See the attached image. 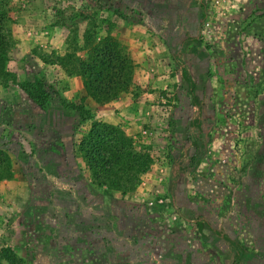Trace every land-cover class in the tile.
Wrapping results in <instances>:
<instances>
[{"label":"rangeland","instance_id":"rangeland-1","mask_svg":"<svg viewBox=\"0 0 264 264\" xmlns=\"http://www.w3.org/2000/svg\"><path fill=\"white\" fill-rule=\"evenodd\" d=\"M2 5L11 79H0V248L25 264H264V26H254L264 0ZM78 14L73 29L58 26ZM83 31L94 44L79 50ZM103 38L126 85L94 101L68 60H92ZM26 80L48 94L43 108L22 92ZM90 124L148 157L125 194L84 165Z\"/></svg>","mask_w":264,"mask_h":264},{"label":"trees","instance_id":"trees-1","mask_svg":"<svg viewBox=\"0 0 264 264\" xmlns=\"http://www.w3.org/2000/svg\"><path fill=\"white\" fill-rule=\"evenodd\" d=\"M2 4L3 0H0V79L8 81L11 79V75L6 70V38L3 27V22L7 15ZM62 14L63 12L61 15ZM60 19L61 20H58V26L70 27L71 30L75 27L76 22L80 24L86 18H84L82 14H78L77 18L71 15L68 20L63 18V16L60 17ZM73 37H75V35H73ZM79 40H81L82 43V48H79V50L86 49L90 47L91 44H94V39L90 40V38H87L84 31L81 33ZM108 41L107 38H103L100 48L96 45L94 46L96 51H93L94 57L92 60V57H90L87 58V61H82L74 55L68 60L74 64V67L77 65L78 69H80L84 90L94 101H99L102 96L106 95L108 90L112 88L116 89L117 87H122L121 89H123L124 85H126V80H119L118 77L115 76L119 68H113L116 58L114 57L115 54ZM85 43L89 45H85ZM74 49H76V47H74ZM67 59L66 57L63 61L67 62ZM117 66L123 68L122 64L118 62ZM182 74L188 86L189 93L192 95L194 84L185 70ZM20 87L27 100L32 105L39 108H43L46 105L49 96L40 83L35 80L33 82L26 80L20 84ZM117 89L121 91L120 88ZM58 101L60 103L62 102L61 99H58ZM66 103H68L70 111L77 115L80 120H88L91 118L90 112L80 104L71 102ZM194 127L199 131L198 125H194ZM110 129H107L103 124H90L87 135L83 137L78 144V151L84 165L88 168L94 181L98 185H105L110 189L125 194L126 191L138 183V175L147 168L149 160L146 156L136 155L131 157L128 148V146H131L130 140L128 138L123 139L119 137L117 139H110L108 131ZM130 159H132V161H130ZM197 226L200 225L197 224ZM222 237H224V239L226 238V236ZM228 241L236 252V258L239 259L241 256L239 246L230 240ZM0 256L2 261L1 264H25V261L7 246L0 248Z\"/></svg>","mask_w":264,"mask_h":264},{"label":"crops","instance_id":"crops-1","mask_svg":"<svg viewBox=\"0 0 264 264\" xmlns=\"http://www.w3.org/2000/svg\"><path fill=\"white\" fill-rule=\"evenodd\" d=\"M248 1H250L251 2V5L253 6V2L255 1V0H248ZM251 9V8H250ZM263 19V18H262ZM261 19V20H262ZM254 26H256V27H259L260 28V26H264V24L263 23H261L260 25H254ZM256 27L253 29V31H255L256 30Z\"/></svg>","mask_w":264,"mask_h":264}]
</instances>
